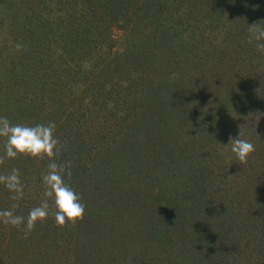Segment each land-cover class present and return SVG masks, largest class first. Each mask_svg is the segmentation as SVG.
I'll use <instances>...</instances> for the list:
<instances>
[{
  "label": "rangeland",
  "instance_id": "obj_1",
  "mask_svg": "<svg viewBox=\"0 0 264 264\" xmlns=\"http://www.w3.org/2000/svg\"><path fill=\"white\" fill-rule=\"evenodd\" d=\"M143 1L144 4L132 8L129 23L113 32L112 52L108 54L106 46L98 49L96 57L84 68L87 76L80 74L77 83H71L70 90L67 87L63 90L64 100L70 105L68 111L80 104L87 116L88 130L92 127V153L86 168L90 178L84 187L93 196L98 186L108 189L117 183L137 186L139 182L143 187L145 185L147 193L152 191L150 194H154L155 199L164 200L169 210L161 217V223L158 222L164 231L167 230L172 245L163 252L165 262L158 264H264V223L259 227L256 224L253 232L243 222L227 224L223 203L218 205L217 201L224 197V202L228 203L231 192L248 201L244 189L249 177L246 173L256 171V175H264V53L256 48L257 43L264 41L249 43L248 32L251 24L264 25V0L241 3L246 5L244 9L254 6L255 10L251 7L252 15L244 10L236 14L233 4L229 3L231 0H205L192 12L184 4L173 8L166 4L167 0ZM35 2L40 3L37 7L52 8L47 17L56 21L60 11L57 0ZM3 10L0 8V16L10 23L12 16ZM180 16L187 29L176 34L179 23L175 21ZM184 16L191 17L184 19ZM5 33L0 28V62L10 66L21 52L17 51V56L11 50L12 40ZM202 38L205 40L200 42ZM205 53L208 54L207 61L203 59ZM132 60H143L145 66L136 67V62L131 64ZM42 61L35 67L36 72L50 64ZM108 73L120 76L115 90H104L100 85ZM228 83L233 89L251 94L252 101L249 105H241L238 113H231L224 128L212 126L210 138L214 145L201 148L197 141L206 135L207 124L215 120L209 111L217 95L221 97L226 93L222 85ZM179 91L189 93L188 99L180 98ZM128 92L129 98L132 97L129 103L125 98ZM47 100L44 98L40 105L36 101L23 111L22 124H46L50 108ZM122 101L125 110L136 106L137 119L120 122L117 109ZM201 101L200 111L208 106L203 110L207 120L205 126L197 127L190 114L195 102ZM39 107L44 108L41 119L36 114H42ZM53 111L50 110L47 118L55 114ZM60 114L56 112V115ZM66 116L67 111L61 114L64 121L58 130L68 124ZM59 118L56 116L49 122L56 124ZM151 118L159 121V126L151 124ZM112 124L113 130L121 124L119 136L109 132ZM239 133L241 139L255 145L244 175L239 169L241 163L231 152V145H227ZM16 159L20 157L9 159L4 155L3 139L0 138V176L11 172ZM151 180L153 186H148ZM172 186L177 189L172 200L165 199L172 193ZM192 186L196 190L206 186L210 192L206 190L204 195L210 196L213 204L206 205L207 208L204 205L198 211L190 210L189 188ZM31 191V188L27 189L30 198ZM201 197L204 198L203 194ZM255 197L264 213V200L260 195ZM129 198L133 205L134 197ZM118 200L121 216L118 223L125 219L136 231L139 214L123 215L122 206L128 203ZM256 200L252 199V202ZM78 232V228L74 229L71 237L58 240L56 244L46 234L26 232V236L18 237L10 225L2 224L0 264H107L106 260L95 259L98 251L93 250V243L87 244L86 234ZM80 243L87 244L84 251L75 246Z\"/></svg>",
  "mask_w": 264,
  "mask_h": 264
},
{
  "label": "trees",
  "instance_id": "obj_2",
  "mask_svg": "<svg viewBox=\"0 0 264 264\" xmlns=\"http://www.w3.org/2000/svg\"><path fill=\"white\" fill-rule=\"evenodd\" d=\"M150 1L157 2V0ZM234 1L231 0L229 3L233 4L232 8L236 14L244 10L252 15L251 7L255 10L253 5L248 6V9H244L246 5L241 3L248 0ZM204 2L205 0H167L166 4L173 8L184 4L192 12L199 5H203ZM38 3L35 0H0V8L5 9L3 11H7L8 15L12 16L10 23L5 20L4 16H0V28L12 40L11 50L17 56L21 52V55L10 66L0 62V68H3L0 69V95L4 97L0 96V116L7 117L13 124H22L21 115L23 111L36 101L40 105L44 98L48 99L50 108L46 114V124L49 123L50 119L60 116L55 124L54 131L55 138L59 142V150L52 158L20 155V159L15 160L14 168L19 170L22 194L17 195L9 192L0 183V212L10 210L15 215L23 216L26 219L29 211L39 206L44 200L45 186L42 177L48 171V164L55 162L66 166L65 183L80 195L81 201H85L83 218L77 220L76 225L70 222H66L62 226L58 225L53 215L54 208L51 207V201H49L51 211L48 218L42 223L37 222L35 228L29 232L30 234H46L53 243L57 244L58 240L71 237L73 230L78 228V233L86 234L87 244L91 246L93 243V250L95 248V252L98 251L95 259L101 260V262L106 260L108 261L107 264L164 263L165 253L163 252H167L172 245L167 230L164 231L162 225L159 224L161 217L169 210L164 200L161 201L158 197L155 199L154 194L151 195L152 191H150L151 194L147 193V190L144 189L145 185L143 187V184H139L138 181L137 186L128 183H117L108 189L98 186L94 190L93 196L89 194V190L84 187V184L88 183L90 178V173L86 168L87 159L92 153L93 135L90 133L92 127L88 130L89 123L85 118L87 116L80 104L74 106L72 111H68L70 105L64 100L65 93L63 92L66 87L70 90L71 83H77L80 74L87 76V71L84 68L89 66L96 57L98 49L106 46L108 54L112 52V46L115 44L112 37L113 32L124 28L132 16L134 11L132 8L139 7L145 1L57 0L60 11L58 12L59 18L57 17L56 21H52L47 17L53 9L46 8L45 5L37 7ZM12 7L15 9L10 10ZM9 11L11 14H9ZM184 17V19H188L191 16ZM183 21L181 16L179 20L175 21L176 24L179 23V27L177 30L175 29L176 31L174 30V33L184 32L187 29ZM210 29L213 30V27ZM205 38L200 39V42H203ZM64 54H66L64 58H61ZM59 58L61 59L59 60ZM207 58L208 54L205 53L203 59L207 61ZM42 59L50 62V64L43 71L37 70L38 72H36L34 69L38 64H42ZM143 60H132L131 64L136 62V67L143 68L145 66ZM101 80L100 85L104 90H115L120 83V76L118 74L117 76H110L108 73ZM222 87L226 88V93L221 97L217 95L215 104L212 105V109L209 111L213 114L210 117L215 120L212 122L208 120L210 123L207 124L208 126L205 129L207 131L206 135H202L197 141V144L202 146L201 148L214 145L212 138H210L212 126L224 128L227 117L231 113H238L241 105L243 106L246 103L249 105L252 101L253 96L244 90L233 89V86L229 83L228 85H222ZM140 90H143V87ZM186 91H179L177 95L180 98L188 99L189 93H186ZM129 96L130 92L125 97L128 99V103L132 98H129ZM123 102L119 104L117 109L120 122L137 119L136 106L132 105L131 109L125 110L123 109ZM262 102L264 106L263 99ZM202 105L203 101L195 102L190 114L197 127L206 125L207 114L203 110L208 106L200 111L199 108ZM39 108L38 111L41 110L42 114L38 112L36 114L40 118L44 114V108ZM51 109H54L55 114L47 118ZM60 111L61 114L67 111L69 117H65L68 124L58 130L64 121V119H61ZM56 112L60 115H56ZM114 121L115 119L112 117V122ZM151 124L159 126V121L151 118ZM113 127L114 124L109 126V132L114 136H119L121 134V124L114 130ZM239 165L240 172L244 175L250 165L249 160ZM254 172L256 171L246 173L249 177L246 179L247 183L244 185V189L247 191L248 201L243 198L240 199L238 196L235 197L234 192H231L232 196L228 203L224 202V197L217 199L218 205L219 202L223 203L227 224H232L235 221L243 222L249 231L252 229V232L254 229L256 230V224L259 227L264 223V213L261 212L260 205L257 204L255 197V195H260L264 200V175L263 177L258 176ZM147 185L153 186V181L151 180ZM172 187V193L168 194L165 199L172 200V196L177 190L174 189V186ZM30 188L32 198L27 192V189ZM193 188V186L189 188L190 210L198 211L204 205L210 206L211 203L213 204L210 196L204 195V191L210 192L206 186L198 190ZM202 194L204 198L201 197ZM85 196L86 200H82ZM119 197L122 199L118 200ZM129 197H134L133 205ZM252 199L256 202L253 203ZM116 200L120 203L123 201L128 203L127 206H122L121 212L123 215L132 214V212L136 215L139 214L140 220L136 231L133 228L131 229V222L125 219L123 223H118L121 216L118 214L120 207ZM203 202L205 204H202ZM2 224L0 223V225ZM11 228H13L16 236H26V230L23 227L11 226ZM18 231L21 233L19 234ZM80 244L75 246L84 251L87 244Z\"/></svg>",
  "mask_w": 264,
  "mask_h": 264
},
{
  "label": "clouds",
  "instance_id": "obj_3",
  "mask_svg": "<svg viewBox=\"0 0 264 264\" xmlns=\"http://www.w3.org/2000/svg\"><path fill=\"white\" fill-rule=\"evenodd\" d=\"M249 43L264 41V25L254 23L249 25ZM258 51L264 53V43H257ZM55 124H13L7 117L0 116V138L3 139L4 155L9 159H15L20 155L32 157L55 156L58 148V140L54 135ZM231 145V152L240 163H246L249 156L255 151V145L246 139H230L227 145ZM226 145V146H227ZM66 166L55 162L48 164V171L42 177L45 186L44 200L39 206L32 208L27 218L15 215L12 211L0 212V223L16 228L23 227L26 232H31L37 222H43L49 216L51 207L54 208V219L58 225L66 222L75 223L82 219L85 205L81 202L80 195L65 183ZM2 183L9 192L22 194V186L18 169H12L10 174L0 176ZM15 198V197H14Z\"/></svg>",
  "mask_w": 264,
  "mask_h": 264
}]
</instances>
